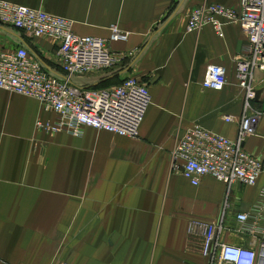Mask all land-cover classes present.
I'll return each instance as SVG.
<instances>
[{
    "label": "crops",
    "instance_id": "obj_1",
    "mask_svg": "<svg viewBox=\"0 0 264 264\" xmlns=\"http://www.w3.org/2000/svg\"><path fill=\"white\" fill-rule=\"evenodd\" d=\"M7 1L70 18L81 35L108 38L113 24L128 31L111 47L133 55L112 77L140 78L150 100L137 137L92 127L75 136L38 129L54 114L36 98L0 89V264H205L202 238L189 234V224L222 213L223 240L262 251L264 174L254 186L229 187L212 176L195 186L173 168L175 143L193 126L237 137L244 91L235 57L246 36L235 22L224 25V36L211 25H186L196 6L237 8L239 0ZM0 45H25L49 69L58 67L56 39L0 25ZM212 64L227 69L220 90L203 86ZM100 77L77 81L93 85ZM253 84L262 115L244 146L264 158V71L256 70ZM243 212L246 223L237 220Z\"/></svg>",
    "mask_w": 264,
    "mask_h": 264
},
{
    "label": "built area",
    "instance_id": "obj_2",
    "mask_svg": "<svg viewBox=\"0 0 264 264\" xmlns=\"http://www.w3.org/2000/svg\"><path fill=\"white\" fill-rule=\"evenodd\" d=\"M232 22L238 23L246 36L242 53L235 57L238 86L244 91L238 134L232 139L193 126L177 139L172 151L173 168L195 186L205 176L229 187L234 183L254 186L264 174V158L244 146L262 115L254 106L253 82L256 70L264 71V0H239L237 8L201 4L189 12L186 27L193 31L211 25L219 36H224V25ZM0 25L20 30L28 38L48 37L59 42L58 67L54 71L25 45H0V89L36 98L54 114L52 120H38V129L79 136L85 127H92L138 136L150 100L148 85L136 76H127L119 83L95 87L112 76L126 56L133 55V51L122 53L111 47L112 42L126 40L128 31L113 24L108 38L81 35L75 32L70 18L7 0H0ZM95 73L101 75L99 83L77 81L78 77ZM227 84V69L210 65L203 86L220 90ZM224 119L235 121L236 117L227 115ZM249 217L248 213L237 214L242 223ZM225 230L223 213L217 221H190L189 234L202 238L205 264H264V242L259 253L253 246L227 243L222 237Z\"/></svg>",
    "mask_w": 264,
    "mask_h": 264
},
{
    "label": "trees",
    "instance_id": "obj_3",
    "mask_svg": "<svg viewBox=\"0 0 264 264\" xmlns=\"http://www.w3.org/2000/svg\"><path fill=\"white\" fill-rule=\"evenodd\" d=\"M107 78V77H106ZM121 80H117V77H111L109 79L103 80L102 82H100L98 85H96L95 87H104V86H108L114 83H119Z\"/></svg>",
    "mask_w": 264,
    "mask_h": 264
},
{
    "label": "water",
    "instance_id": "obj_4",
    "mask_svg": "<svg viewBox=\"0 0 264 264\" xmlns=\"http://www.w3.org/2000/svg\"><path fill=\"white\" fill-rule=\"evenodd\" d=\"M111 77H112V76H109V77H108V78H106V79H109V78H111ZM106 79H105V80H106ZM98 83H99V82H98Z\"/></svg>",
    "mask_w": 264,
    "mask_h": 264
}]
</instances>
